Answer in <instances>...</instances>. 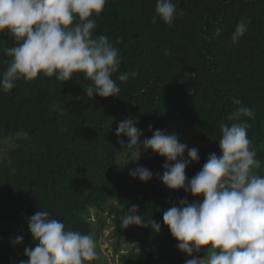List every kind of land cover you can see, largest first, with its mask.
Returning a JSON list of instances; mask_svg holds the SVG:
<instances>
[{
    "label": "trees",
    "instance_id": "trees-1",
    "mask_svg": "<svg viewBox=\"0 0 264 264\" xmlns=\"http://www.w3.org/2000/svg\"><path fill=\"white\" fill-rule=\"evenodd\" d=\"M155 6L156 0H107L91 17L93 36H107L120 54L113 75L119 96L83 103L78 97L92 83L83 73L66 82L38 74L0 91V150L14 141L0 161V264L27 261L25 248L35 247L28 221L37 211H48L66 230L91 236L106 213L117 264H185L186 253L163 224V213L181 199L197 198L162 183L166 158L151 150L139 163L153 173L149 182L118 169L124 150L115 130L124 118L136 121L141 141L160 129L197 148L199 162L185 169L190 179L210 154H221L220 125L234 122L229 116L239 107L233 103L238 98L255 111L245 122L261 161L255 171L264 175V0H178L184 15L172 26L152 22ZM241 19L248 28L233 43ZM14 46L8 30L0 32V74L7 68L4 61L11 60L5 49ZM125 72L137 75L126 82L116 79ZM132 205H139L145 220L159 222L160 232L124 229L122 217ZM18 236L22 244L14 243ZM153 239L160 241L161 252L149 250ZM126 242L133 246L123 252Z\"/></svg>",
    "mask_w": 264,
    "mask_h": 264
},
{
    "label": "clouds",
    "instance_id": "clouds-1",
    "mask_svg": "<svg viewBox=\"0 0 264 264\" xmlns=\"http://www.w3.org/2000/svg\"><path fill=\"white\" fill-rule=\"evenodd\" d=\"M107 0H0V32L5 29L14 38L16 46L5 49L11 60L0 74V91H11L23 79L32 81L42 74L66 82L74 73H83L91 85L78 97L83 103L98 96L117 97L120 87L113 75L119 72L121 58L109 38L93 36L96 21ZM174 0H156L152 22L162 20L172 26L184 10ZM248 22L241 19L232 34L233 43L244 36ZM219 32V29H217ZM166 55L167 50H166ZM136 72L119 74L116 79L126 82ZM229 116L230 126L221 124L219 147L221 154L209 155L202 169L192 178L186 167L199 162L198 149L181 143L176 134L160 129L141 141L142 130L135 127L130 117L120 120L115 135L135 163L141 153L151 150L166 158L165 171L159 178L170 190H183L193 197H203L189 203L179 200L163 213V224L168 227L177 247L188 256L199 253L205 246L206 256L187 259L185 264H264V175L255 170L261 167L256 150L247 135L249 125L245 118H254L255 111L242 105ZM127 137V142L121 137ZM187 151V159L184 153ZM129 175L147 183L153 173L138 165L129 169ZM159 176V174H156ZM139 205L128 208L122 217L124 229L130 226L151 227L155 233L161 224L145 220ZM35 247L24 250L27 261L19 264H85L97 258L96 244L91 235L65 229L62 221L50 218L48 211H37L28 221ZM23 236L14 243L22 244Z\"/></svg>",
    "mask_w": 264,
    "mask_h": 264
},
{
    "label": "rangeland",
    "instance_id": "rangeland-1",
    "mask_svg": "<svg viewBox=\"0 0 264 264\" xmlns=\"http://www.w3.org/2000/svg\"><path fill=\"white\" fill-rule=\"evenodd\" d=\"M13 144H14V141L11 139L3 143L2 149L0 150V161L5 157L7 153V149L13 146ZM147 153L148 151L142 152L140 159L143 156H145ZM130 159H132L130 154L126 153L125 151L122 152V154L120 155L118 159V165H119L118 169L122 171H129V169H134L139 165L140 159L135 163L129 162L126 167H123L124 164ZM197 199L202 201V197H199ZM102 216H103L102 218L103 221L99 223L97 222L96 234L92 236L96 244L97 258L94 261L85 262V264H117L118 262L117 256L113 257V247H112L113 239L110 237L111 227L108 226L109 219L108 217H106V213H104ZM91 219L94 221L95 220L97 221L98 217H96V215L94 214L91 216ZM98 229H102L101 232H99ZM150 245L152 246L151 248H149V250H153V247H154L155 248L154 251L159 250L161 252L160 250L161 244L159 240L153 239ZM132 246H133L132 243H129V242L124 243L122 247L123 252H126L127 250H129V248H131ZM208 247H210V245L203 247L199 253L194 252L192 256H188L187 254L186 256L188 259H192L193 257L202 258L206 256Z\"/></svg>",
    "mask_w": 264,
    "mask_h": 264
}]
</instances>
